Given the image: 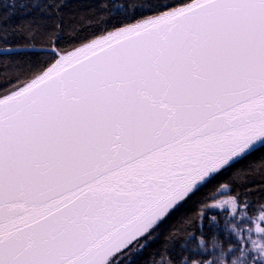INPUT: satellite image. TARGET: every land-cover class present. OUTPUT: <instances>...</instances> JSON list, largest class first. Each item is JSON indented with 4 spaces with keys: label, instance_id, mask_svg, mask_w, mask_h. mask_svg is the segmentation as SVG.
I'll use <instances>...</instances> for the list:
<instances>
[{
    "label": "snow or ice",
    "instance_id": "6c2138e0",
    "mask_svg": "<svg viewBox=\"0 0 264 264\" xmlns=\"http://www.w3.org/2000/svg\"><path fill=\"white\" fill-rule=\"evenodd\" d=\"M0 264H264V0L0 2Z\"/></svg>",
    "mask_w": 264,
    "mask_h": 264
},
{
    "label": "trees",
    "instance_id": "16d2710c",
    "mask_svg": "<svg viewBox=\"0 0 264 264\" xmlns=\"http://www.w3.org/2000/svg\"><path fill=\"white\" fill-rule=\"evenodd\" d=\"M0 2H3V0H0ZM16 19H18V17Z\"/></svg>",
    "mask_w": 264,
    "mask_h": 264
}]
</instances>
